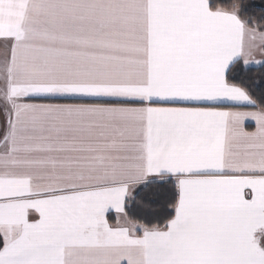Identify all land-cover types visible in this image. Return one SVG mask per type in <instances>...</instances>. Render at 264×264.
<instances>
[{"label":"snow or ice","instance_id":"6c2138e0","mask_svg":"<svg viewBox=\"0 0 264 264\" xmlns=\"http://www.w3.org/2000/svg\"><path fill=\"white\" fill-rule=\"evenodd\" d=\"M261 21L0 0V264H264V97L234 74Z\"/></svg>","mask_w":264,"mask_h":264},{"label":"trees","instance_id":"16d2710c","mask_svg":"<svg viewBox=\"0 0 264 264\" xmlns=\"http://www.w3.org/2000/svg\"><path fill=\"white\" fill-rule=\"evenodd\" d=\"M224 3L231 5L236 3L242 7V15L259 20L264 16V0H224ZM261 29H264V21H261ZM238 83L242 82L254 96V98L264 97V64L257 66H244L241 62L237 63L234 69ZM142 197H150L151 190L140 193ZM139 198V197H138Z\"/></svg>","mask_w":264,"mask_h":264},{"label":"crops","instance_id":"0c3cea01","mask_svg":"<svg viewBox=\"0 0 264 264\" xmlns=\"http://www.w3.org/2000/svg\"><path fill=\"white\" fill-rule=\"evenodd\" d=\"M261 30H264V29H261ZM261 59H264V55L261 54V52L257 51L255 56L253 57V61L255 60H261ZM242 64L243 62L240 61ZM244 65V64H243ZM257 65H261V64H257L255 62H252L248 65H244V66H257ZM38 102H43V103H71V102H74V101H66V100H55V101H38ZM245 110H253V109H245ZM246 125L249 127V130H252V128H254V122H246Z\"/></svg>","mask_w":264,"mask_h":264}]
</instances>
